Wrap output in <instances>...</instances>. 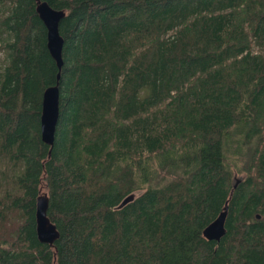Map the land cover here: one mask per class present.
Masks as SVG:
<instances>
[{"label": "trees", "instance_id": "16d2710c", "mask_svg": "<svg viewBox=\"0 0 264 264\" xmlns=\"http://www.w3.org/2000/svg\"><path fill=\"white\" fill-rule=\"evenodd\" d=\"M41 1L66 13L51 155L47 29L0 0V264H264V0Z\"/></svg>", "mask_w": 264, "mask_h": 264}, {"label": "water", "instance_id": "95a60500", "mask_svg": "<svg viewBox=\"0 0 264 264\" xmlns=\"http://www.w3.org/2000/svg\"><path fill=\"white\" fill-rule=\"evenodd\" d=\"M37 14L47 29V46L49 52L57 64L59 73L56 85L49 87L43 95L42 115H41V134L42 141L52 149L55 145L56 131L60 118V80L64 67L63 50L65 40L60 33V24L66 17L64 11L53 9L47 2L36 0ZM135 200V194L127 197L120 205L124 208ZM49 198L43 194L37 200L36 225L38 240L45 245L54 246L60 238V232L55 224L48 217ZM228 203L224 211L203 231V236L208 241L220 242L227 234L226 221L228 217ZM260 219V216H258Z\"/></svg>", "mask_w": 264, "mask_h": 264}, {"label": "rangeland", "instance_id": "374dc122", "mask_svg": "<svg viewBox=\"0 0 264 264\" xmlns=\"http://www.w3.org/2000/svg\"><path fill=\"white\" fill-rule=\"evenodd\" d=\"M5 53L3 51H0V63L4 60ZM2 64V63H1ZM45 194V192H44ZM141 193H136V196H139Z\"/></svg>", "mask_w": 264, "mask_h": 264}]
</instances>
